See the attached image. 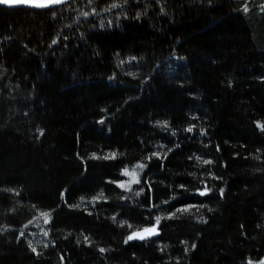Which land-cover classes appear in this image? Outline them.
Segmentation results:
<instances>
[{"label": "trees", "instance_id": "trees-1", "mask_svg": "<svg viewBox=\"0 0 264 264\" xmlns=\"http://www.w3.org/2000/svg\"><path fill=\"white\" fill-rule=\"evenodd\" d=\"M258 123L264 0L0 7V264H259Z\"/></svg>", "mask_w": 264, "mask_h": 264}, {"label": "snow or ice", "instance_id": "snow-or-ice-1", "mask_svg": "<svg viewBox=\"0 0 264 264\" xmlns=\"http://www.w3.org/2000/svg\"><path fill=\"white\" fill-rule=\"evenodd\" d=\"M65 2V0H44V2H37V0H0V5H8V6H13V5H17V4H32L33 6L36 7H47L50 4H60ZM113 7H115V5H113ZM247 10V9H245ZM84 16H87L88 13L84 12L83 13ZM53 44L56 43V40L52 41ZM257 126L259 128H261L262 131H264V124H260L258 123ZM193 129L192 128H188L187 131L191 132ZM203 134V133H202ZM41 135H43V132H41ZM116 153H111L109 156L104 157L105 159H115L116 158ZM153 156H157L159 157L158 153H153ZM148 159H151V157H148ZM197 159H200L199 157H197ZM202 163L204 164H210L212 163L211 161L208 160H204L202 161ZM146 167L145 164H137L135 168H133V170L131 172H129V170L127 169V167L123 170V174L127 175V176H131V181H129L127 184L122 182L119 184V187L121 188H126L128 186V184L130 183H139V180L137 178V172H136V168H139L141 170H143V168ZM181 187H183V185H181ZM211 189H209L207 187V185H205L204 189L202 191L199 192L200 195H206L208 194V192H210ZM223 194V190H221V195ZM100 197H94V201L98 200ZM184 211H187V209H184ZM42 216H44L45 219V223L49 222L50 219V214L48 213H42ZM160 217H156V222L155 225H153L152 227H146L143 228L142 230H135L133 231L130 235L127 236V239L125 240V243H128L129 241H132L134 239H146L148 237H151L153 235L158 234V225L160 224ZM129 227H131V225H129ZM23 235V233H21ZM47 233H45L46 235ZM87 239V238H86ZM33 252L36 251L35 248L32 249ZM101 252L105 251V249H100ZM248 264H252V261L250 260L248 262ZM259 264H264V260L260 261Z\"/></svg>", "mask_w": 264, "mask_h": 264}, {"label": "water", "instance_id": "water-1", "mask_svg": "<svg viewBox=\"0 0 264 264\" xmlns=\"http://www.w3.org/2000/svg\"><path fill=\"white\" fill-rule=\"evenodd\" d=\"M75 1H79V0H65V2L60 3V4H50L47 7H36L33 6L32 4H17V5H13V6H8V5H0L1 8L4 9H10V10H19V9H27V10H32V11H49V10H53L62 6H65L69 3L75 2ZM37 2H44V0H37ZM158 234L153 235L151 237H148L146 239L140 240V239H134L130 242L134 243V242H144V241H149V240H155L160 236L159 230L157 229Z\"/></svg>", "mask_w": 264, "mask_h": 264}]
</instances>
